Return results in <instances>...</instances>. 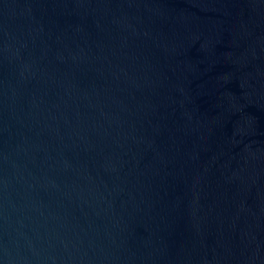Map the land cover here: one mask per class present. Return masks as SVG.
<instances>
[{"label":"water","instance_id":"1","mask_svg":"<svg viewBox=\"0 0 264 264\" xmlns=\"http://www.w3.org/2000/svg\"><path fill=\"white\" fill-rule=\"evenodd\" d=\"M0 264H264V0H0Z\"/></svg>","mask_w":264,"mask_h":264}]
</instances>
